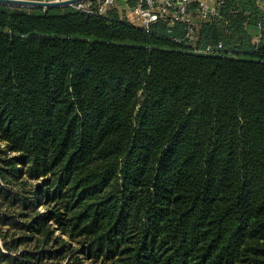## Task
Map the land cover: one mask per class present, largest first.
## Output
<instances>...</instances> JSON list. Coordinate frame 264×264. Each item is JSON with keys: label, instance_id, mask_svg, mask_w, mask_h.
<instances>
[{"label": "trees", "instance_id": "1", "mask_svg": "<svg viewBox=\"0 0 264 264\" xmlns=\"http://www.w3.org/2000/svg\"><path fill=\"white\" fill-rule=\"evenodd\" d=\"M184 31L0 3V264H264V12Z\"/></svg>", "mask_w": 264, "mask_h": 264}, {"label": "built area", "instance_id": "2", "mask_svg": "<svg viewBox=\"0 0 264 264\" xmlns=\"http://www.w3.org/2000/svg\"><path fill=\"white\" fill-rule=\"evenodd\" d=\"M62 1V0H45ZM78 0L72 4L75 9L92 15H105L114 7L123 6V9L129 10L133 23L142 27L148 32L150 26L164 20L169 26L176 22L185 25V31L182 36L174 37L177 42H183L193 46L197 38V28L200 24L210 21L218 14V10L223 0ZM258 33L254 41L257 43L261 38V22H257ZM170 31V29H168ZM223 48L221 42L216 45H206L203 48H193L201 53H219Z\"/></svg>", "mask_w": 264, "mask_h": 264}, {"label": "water", "instance_id": "3", "mask_svg": "<svg viewBox=\"0 0 264 264\" xmlns=\"http://www.w3.org/2000/svg\"><path fill=\"white\" fill-rule=\"evenodd\" d=\"M78 0H62V1H45V0H0L2 4H13L22 6H40V7H55L70 5Z\"/></svg>", "mask_w": 264, "mask_h": 264}, {"label": "crops", "instance_id": "4", "mask_svg": "<svg viewBox=\"0 0 264 264\" xmlns=\"http://www.w3.org/2000/svg\"><path fill=\"white\" fill-rule=\"evenodd\" d=\"M258 6L260 7V9L264 12V0H258ZM123 6H120L119 5V7H117L118 8V10L120 11V15L122 16V17H126V19H132V15H131V13L129 12V10H126V9H123L122 8ZM252 35H253V41H254V39H255V36L257 35V33H258V29L256 28V27H253V29H252Z\"/></svg>", "mask_w": 264, "mask_h": 264}]
</instances>
